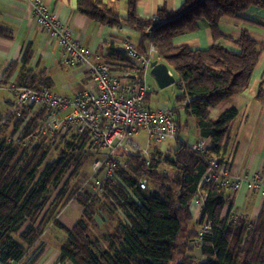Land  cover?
<instances>
[{
  "label": "trees",
  "instance_id": "16d2710c",
  "mask_svg": "<svg viewBox=\"0 0 264 264\" xmlns=\"http://www.w3.org/2000/svg\"><path fill=\"white\" fill-rule=\"evenodd\" d=\"M76 2L78 13L91 22L132 30L136 50L147 56L149 48H154L174 72L176 144L169 152H152L156 158H151L149 166L142 156L118 154L126 169L116 168L117 180L106 179L99 190L86 189L67 196L81 160L88 153L98 154L86 134L68 136L67 132H58L40 136L33 143L32 137L46 114L43 107L32 114L22 109L0 116V264H20L28 256L32 258L30 264H37L43 256L38 245L50 226L65 235L59 263L193 264L200 259L199 264H264V207L253 222L232 214L231 206L226 208L224 190L211 185L199 189L207 169L206 157L193 152L178 135L182 127L188 129V120H193L200 138L210 141L208 155L220 156L237 112L229 109L217 120H211L208 109L248 88L264 44L251 39L246 31L234 42L237 51L219 44L192 51L172 43L175 37L198 31L202 22L216 43L223 38L218 30L222 18L237 19L252 7L264 9V0H183L179 9L161 8L149 19L136 14V0H126L124 20L105 0ZM13 38V31L0 25V39ZM34 55L29 45L19 62L9 64L0 83H6L16 72L17 87L10 88L11 92L18 87L48 89L51 80L45 72L31 67ZM103 60L109 65H129L125 52L113 45L106 47ZM254 99L264 107L261 88ZM17 132V138L12 140ZM164 164L172 169L165 174L160 172ZM142 175L150 187H155L152 192L138 188L137 180ZM198 191L204 192L205 198L195 221L189 208ZM72 200L81 213L68 228L55 215ZM117 210L122 218L116 215ZM95 211L113 217L110 231L99 237L91 232L96 226ZM203 223H209L210 230L195 248L192 243Z\"/></svg>",
  "mask_w": 264,
  "mask_h": 264
},
{
  "label": "built area",
  "instance_id": "2783aa9c",
  "mask_svg": "<svg viewBox=\"0 0 264 264\" xmlns=\"http://www.w3.org/2000/svg\"><path fill=\"white\" fill-rule=\"evenodd\" d=\"M25 1L30 5L33 21L42 30L43 40L53 43L60 50V64L70 69L87 68L89 85L71 98L56 96L47 89L27 88L21 91L15 88L12 90L15 101L9 107L7 115L22 109L31 111V114L38 108L45 109L41 126L32 137L33 143L40 136L58 132L86 134L101 157L94 161L92 177L82 184L78 194L86 189H101L106 179L117 180L116 168L120 166L126 169L118 154L142 156L146 166H149L152 158L150 144L157 147L173 140L176 134L173 112L167 109L153 111L145 105V99L151 90L148 83L152 69L150 64L154 60L162 62L160 58L157 60L154 57L157 55L155 49L150 47L146 56L139 53L130 40H124L121 48L129 65H109L101 56L74 41L69 26L50 12L43 0ZM20 114L17 113V116ZM18 132L12 140L17 138ZM139 133L144 134V146L136 140ZM209 142L208 139L199 137L190 144L193 152L206 157L207 169L198 188L211 185L231 196L245 190L264 198V173L257 172L251 176L231 174L225 165L219 164L216 157L208 155ZM137 185L142 191L152 192L155 189L150 187L144 175L137 180ZM204 198L205 193L198 191L190 202L189 209L195 219L199 217ZM225 200L228 204V198ZM209 230V223H203L198 228V235L192 245L197 247ZM200 262V259L195 260L193 264Z\"/></svg>",
  "mask_w": 264,
  "mask_h": 264
},
{
  "label": "crops",
  "instance_id": "0c3cea01",
  "mask_svg": "<svg viewBox=\"0 0 264 264\" xmlns=\"http://www.w3.org/2000/svg\"><path fill=\"white\" fill-rule=\"evenodd\" d=\"M43 1L50 12L69 26L74 41L80 42L81 46L90 49L102 59L108 45L122 50L121 43L124 40H131L133 43L135 39L134 32L125 26L112 28L99 26L81 16L77 11L76 0ZM105 2L113 6V10L118 13L120 19H126V0H105ZM182 3L183 0H136V14L143 19L154 18L159 9L177 10ZM0 25L10 28L14 34L11 41L0 39V80L9 64L19 62L25 49L31 45L35 51L31 67L35 68L36 72L41 70L45 72L46 77L51 80V86L47 89L51 93L71 98L88 87L87 68L70 69L60 64V50L53 43L43 40L42 30L33 21L30 5L25 0H0ZM218 30L224 39L214 43L209 27L202 22L198 31L175 37L172 43L174 47L187 46L192 51L206 50L215 44L231 51H237L234 42L240 37L242 31H246L251 39L264 44V9L252 7L240 14L237 19L222 18L218 23ZM169 72L173 75L170 68ZM0 86L6 85L0 83ZM259 88L264 91V51L253 70L248 88L242 94L222 101L215 108L208 109L211 120H217L229 109L237 112V117L229 127L224 149L217 158L219 164L228 167L233 175L251 176L264 171V107L254 99ZM171 95H176V92L172 90ZM146 99L145 105L149 110L167 109L173 112L174 108L170 107L168 102L167 104L157 103L152 108L150 100ZM190 129L193 139L189 144L200 137L193 125H190ZM143 143H145V138H143ZM150 148L154 155H157L156 152L164 153L158 146L150 144ZM226 198L229 202L226 208L231 206L232 213L236 216H244L253 222L257 220L264 207L263 198L245 190L232 196L226 193ZM225 212L226 209H224V214ZM99 213L104 221H110L113 218L107 213L100 211ZM116 215L118 218L123 217L120 210H117ZM77 216L72 221V225L79 219L80 212ZM72 225L65 226L71 228Z\"/></svg>",
  "mask_w": 264,
  "mask_h": 264
},
{
  "label": "rangeland",
  "instance_id": "374dc122",
  "mask_svg": "<svg viewBox=\"0 0 264 264\" xmlns=\"http://www.w3.org/2000/svg\"><path fill=\"white\" fill-rule=\"evenodd\" d=\"M30 11H31V8H30ZM15 74H16V72L9 78V80L7 82L4 81V82H6V83H4V85H6V86H0V116L1 117H3L7 113L8 109H9V104L14 103V101H15V99L12 95V92L9 90L10 88L17 87V85H16L17 82L15 81V77H16ZM172 74H173L174 78L177 80V77L174 74V72H172ZM148 83H149L151 90H150L149 95L147 96L146 100H150V105L152 108H154L157 103H166L167 104V102L170 105V107L173 106V98L174 97H173V95H171V91L174 90V92H177L175 84L171 87L164 89V90H159L157 85L154 83L151 76L148 77ZM16 89L23 91L27 88L18 87ZM146 103L148 104V102H146ZM184 122H185L184 118L181 117V123L184 124ZM188 122H189V125L193 124V120H188ZM190 131H191L190 126L188 127V129H185L184 127H182L179 134H178L180 140H186L189 143L193 139L191 137L192 135H191ZM59 136L62 137L63 135H59ZM68 136H69V134H68ZM52 138H54V136ZM143 138H145L143 133H140L139 136H137V138H136V140L142 146L145 145L143 143ZM175 144H176L175 139L168 140L165 143L159 145L158 148L162 152L166 153V152L171 151L175 147ZM95 156H96L95 153H88V156L84 157L81 160V166L78 169L77 175L69 183V187H68V190L66 192L67 196H69L71 194V192H73V193L76 191L78 192V189L82 186V184L86 180H88L89 178L92 177L93 163H94V161L100 159L101 155L98 152L96 158L94 159ZM52 158H54V156ZM226 168H228V167H226ZM171 170L172 169L167 164L162 165V167L160 168V172L163 174H165ZM260 172L264 173V171H260ZM252 194H254V193H252ZM79 212L81 213L80 207L72 200L71 202L68 203V205L64 209L59 210L56 213L55 217H56V219H58L63 224H65L67 226H71L72 221H74V219L78 217L77 214ZM102 214H104V213H102ZM192 217H193V220H197L194 218V214L192 215ZM94 219L96 222V226L91 229V232L94 236L99 237L102 234H104L106 231H110L111 220L110 221L109 220L104 221L103 219H101L99 211H95ZM64 241H65V235L63 234V232H60L55 227H52V226L48 227L46 229V231L44 232L43 236L41 237L40 243L38 245V248L40 247L42 252H43V256L37 264H68V263H59L58 262L59 250H60L62 244L64 243ZM30 258H31L30 256L26 257V259L20 264H30V262L32 260V258L31 259Z\"/></svg>",
  "mask_w": 264,
  "mask_h": 264
},
{
  "label": "water",
  "instance_id": "95a60500",
  "mask_svg": "<svg viewBox=\"0 0 264 264\" xmlns=\"http://www.w3.org/2000/svg\"><path fill=\"white\" fill-rule=\"evenodd\" d=\"M150 66L152 68L150 75L159 90H164L176 83L174 76L170 74L169 67L165 63L154 60Z\"/></svg>",
  "mask_w": 264,
  "mask_h": 264
},
{
  "label": "bare ground",
  "instance_id": "6f19581e",
  "mask_svg": "<svg viewBox=\"0 0 264 264\" xmlns=\"http://www.w3.org/2000/svg\"><path fill=\"white\" fill-rule=\"evenodd\" d=\"M157 60H160L159 57L157 55L154 56Z\"/></svg>",
  "mask_w": 264,
  "mask_h": 264
}]
</instances>
